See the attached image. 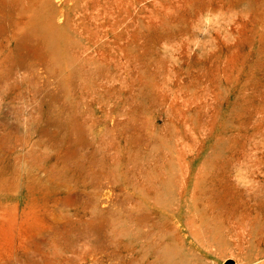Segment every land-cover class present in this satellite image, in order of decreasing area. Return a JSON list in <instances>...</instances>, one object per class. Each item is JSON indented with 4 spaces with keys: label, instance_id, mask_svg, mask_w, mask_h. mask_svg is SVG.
<instances>
[{
    "label": "rangeland",
    "instance_id": "374dc122",
    "mask_svg": "<svg viewBox=\"0 0 264 264\" xmlns=\"http://www.w3.org/2000/svg\"><path fill=\"white\" fill-rule=\"evenodd\" d=\"M0 264H264V0H0Z\"/></svg>",
    "mask_w": 264,
    "mask_h": 264
}]
</instances>
